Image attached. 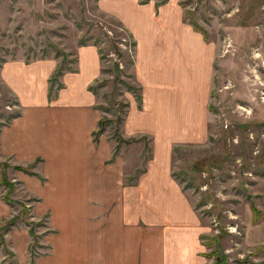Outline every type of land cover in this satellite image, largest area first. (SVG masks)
Masks as SVG:
<instances>
[{"label":"rangeland","instance_id":"374dc122","mask_svg":"<svg viewBox=\"0 0 264 264\" xmlns=\"http://www.w3.org/2000/svg\"><path fill=\"white\" fill-rule=\"evenodd\" d=\"M171 1L182 8L184 21L194 23L215 45L207 121L196 138L180 142L178 135L126 136L122 122L117 126L129 96L135 94L130 90L132 53L113 28L117 22L99 11L97 0H0V67L5 61L46 58L69 64L81 42L94 46L100 68L93 86L105 124L99 146L111 151L109 163L122 158L125 173L136 176L152 160L151 171L159 172L161 160L156 159L167 160L172 178L203 227L204 262L213 263L216 249L225 264H264V0ZM17 114L14 97L0 81V129ZM69 154L68 147L59 149L57 159L66 160ZM45 167L37 170L41 173ZM84 171L94 175L93 168ZM21 173L0 158V201L5 196L11 201L3 202L7 212L2 218L16 217L15 224L2 232L0 264H51V242L66 238L62 225L77 222L79 202L92 214L99 200L78 194L86 180L75 178L82 187L50 198L59 211L51 214L41 205L43 199L18 181ZM3 176L14 182L10 193L2 184ZM162 185L157 179L155 186ZM116 218L114 214L108 223L114 224ZM24 244L27 257L22 252L17 262L11 250H24Z\"/></svg>","mask_w":264,"mask_h":264},{"label":"crops","instance_id":"0c3cea01","mask_svg":"<svg viewBox=\"0 0 264 264\" xmlns=\"http://www.w3.org/2000/svg\"><path fill=\"white\" fill-rule=\"evenodd\" d=\"M97 7L134 43L131 86L138 88L141 104L137 108L129 96L121 125L124 134L178 135L180 142L196 138L207 121L214 43L195 32L184 21L182 8L171 0L158 6L151 1L140 5L137 0H97ZM58 64L46 58L5 61L0 67V81L18 107V114L0 129V158L12 166H29L32 174L22 172L18 181L43 199L41 205L51 214L59 211L50 198L82 187L75 178L86 180L78 194L99 200L92 214L79 202L77 222L62 225L66 238L51 242V264H207L200 237L203 227L172 178L168 161L156 159L161 160L160 171L152 172V160L134 176L125 173L124 159L109 163L111 151L99 146V138L92 140L100 119L96 98L88 90L99 77L96 48L78 46L69 69L57 78L60 88L50 91L49 78ZM66 147L69 158L59 161V149ZM43 165L45 170L39 173L37 168ZM88 167L94 169L93 176L84 171ZM157 179L162 186H155ZM3 202L0 221L7 212ZM114 214L116 222L109 224ZM27 245L18 252L11 250L17 262L27 257Z\"/></svg>","mask_w":264,"mask_h":264},{"label":"trees","instance_id":"16d2710c","mask_svg":"<svg viewBox=\"0 0 264 264\" xmlns=\"http://www.w3.org/2000/svg\"><path fill=\"white\" fill-rule=\"evenodd\" d=\"M149 1L151 0H137V3L140 4V5H143V4H146L148 3ZM167 0H158V2H155V6H158V5H162L166 2ZM189 25L192 27V29L195 31V32H199L203 39L205 40V35L203 33L200 32V30H198L197 26L194 24V23H191L189 22ZM115 26L119 27V29H121L122 31H116V33L119 34L118 38L119 39H122L124 38L125 39V44L128 43L127 45L129 46V53H132V50L130 52V47L131 49H133L134 47V43L133 41L131 40V37L129 34H126L124 32V30L118 25V24H115ZM124 42V41H123ZM84 44V43H83ZM82 42L80 43L81 46H83ZM119 44V43H118ZM100 55V53H99ZM100 58V56H99ZM73 62V61H71ZM66 64V65H65ZM129 64L131 65V60H129ZM65 66V67H64ZM69 68L67 67V63H59L57 65V67L55 68L53 74L51 75V77L49 78V89L50 91L53 89V91L57 90L60 88V84L57 82V78L62 74V72L64 70H68ZM54 85V86H53ZM88 90L89 92L93 95V96H96V91H95V87L94 86H89L88 87ZM130 90L132 93H135L133 94L134 96V100L136 102V105H137V108H139L140 104H141V99H140V96H139V93H138V88H135L133 86H130ZM125 107H127V104H125ZM124 107V108H125ZM100 106H98L97 110H100ZM124 114V113H123ZM117 122V126L122 122V119L121 118H117L116 120ZM108 123V122H106ZM103 126H105L104 124V119L103 118H100L98 121H97V124H96V130L92 133V140L96 142V140L98 139V137L102 134L103 132ZM12 168L16 171H21L23 173H26V174H29L31 175L32 173L29 171V166L28 167H20V166H12ZM1 181H2V184L6 187L7 189V193H10V190L13 188L14 186V182H11V181H7L5 179V177L3 176L1 178ZM2 200L5 202V204L7 205H10L11 204V201L8 199L7 196L5 197H2ZM27 209V207H26ZM16 222V217H11L7 220L5 219H2L1 220V224H0V245L3 244V233L4 231H7L11 226H13ZM28 227L30 225H32L31 223H28L27 224ZM28 234H29V237L32 238L33 237V232L32 230L30 229V227L28 228ZM217 250L215 249L213 251V254L211 256L214 257L213 259V263L212 264H225V259L224 257H222L219 253L216 252ZM204 255V254H203Z\"/></svg>","mask_w":264,"mask_h":264}]
</instances>
